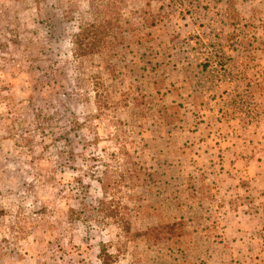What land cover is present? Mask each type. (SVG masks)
<instances>
[{
    "label": "rangeland",
    "instance_id": "rangeland-1",
    "mask_svg": "<svg viewBox=\"0 0 264 264\" xmlns=\"http://www.w3.org/2000/svg\"><path fill=\"white\" fill-rule=\"evenodd\" d=\"M105 1L77 59L93 0H0V264H264V0ZM113 155L129 233L71 218Z\"/></svg>",
    "mask_w": 264,
    "mask_h": 264
},
{
    "label": "trees",
    "instance_id": "trees-1",
    "mask_svg": "<svg viewBox=\"0 0 264 264\" xmlns=\"http://www.w3.org/2000/svg\"><path fill=\"white\" fill-rule=\"evenodd\" d=\"M94 3L93 20L80 22L76 33L73 35L74 55L77 59H83L102 52L108 46V38L114 34L113 32L116 33L121 30L119 23L113 22L112 19L107 17H102L104 13L102 8L110 9V4L105 0H93ZM147 5H151V1ZM208 63L209 60L204 65H208ZM101 105L102 103H100L99 110L97 108L98 112L96 114L91 113L87 115L85 120L75 121L78 127L87 129L88 134H92L95 140H98L100 136L98 128L93 124V120L101 117L103 110V106ZM92 130L95 131V135ZM112 157L114 161L101 159L104 168L100 170L101 174L97 177L102 185V196L96 198L93 203L87 204L86 202H81L83 206L79 209L71 208V218L102 226L115 224L122 232L129 233L131 231V222L125 212L127 207L118 196L122 187L126 185L125 173L121 169L118 157L115 155ZM173 225L174 223L165 224L164 226L170 227L167 229L171 230L173 229L171 228ZM104 264H107L105 260Z\"/></svg>",
    "mask_w": 264,
    "mask_h": 264
},
{
    "label": "crops",
    "instance_id": "crops-1",
    "mask_svg": "<svg viewBox=\"0 0 264 264\" xmlns=\"http://www.w3.org/2000/svg\"><path fill=\"white\" fill-rule=\"evenodd\" d=\"M239 259L241 260V262H238L237 264H249L250 263V258H248V257L244 258V259H247V260H242V258H239ZM253 262H252V264H254Z\"/></svg>",
    "mask_w": 264,
    "mask_h": 264
}]
</instances>
